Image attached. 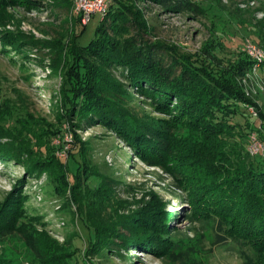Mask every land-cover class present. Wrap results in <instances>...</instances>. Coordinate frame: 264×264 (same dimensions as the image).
<instances>
[{
    "label": "rangeland",
    "instance_id": "obj_1",
    "mask_svg": "<svg viewBox=\"0 0 264 264\" xmlns=\"http://www.w3.org/2000/svg\"><path fill=\"white\" fill-rule=\"evenodd\" d=\"M42 1L37 5L44 6L40 10L20 5L0 11L4 16L0 22V121L5 128L15 129V126L21 128L16 123L20 120L33 136L22 139L15 132L0 136V206L15 200L16 196L25 197L26 201L16 231L0 239V264H36L49 250L42 244L49 246L40 232H46L64 246L74 241L81 249L79 259L82 260L88 248L79 217L82 211L85 216L89 212L95 224L102 223L96 222L101 220L115 225L122 222L124 214L143 212L147 204L156 212L160 205H165L164 210L169 214H162L167 218L165 237L174 236L172 244L164 238V247L154 253L135 245L127 248L123 245L112 255L86 256V253V260L90 259L91 264H244V255L236 247L215 242L213 226L198 220L205 215L203 208H192L190 192L176 176L146 164L111 129L88 124L89 120L82 117L72 119L65 113L69 111L64 85L68 53L64 48L69 49L82 26L78 25L73 0ZM141 6L152 28V34L145 38L165 45L171 54L191 57L222 42L224 47L222 51L217 50L218 55L233 56L240 50L244 52L246 40L264 53V0H145ZM55 11H58L56 15ZM102 16L101 12L93 16L82 41L87 43L93 38ZM13 39L19 42L12 43ZM206 56L212 59L209 54ZM211 61L221 65L215 59ZM235 80L255 105L246 109L249 117L261 119L264 56L260 61H253L251 69ZM133 94V110L143 120L166 117L154 109L151 99ZM62 114H68L64 124L59 119ZM35 120L39 125L34 124ZM49 124L60 128L61 133H52ZM185 134L187 138L192 136L190 132ZM76 142L83 147L81 155L87 167L79 166L72 159ZM44 146L49 147L48 153L53 147L54 154L37 152L39 147L45 151ZM245 151L253 157H264V142L257 133L249 135ZM246 160L247 154L240 153L237 162L245 164ZM35 161L37 167L31 174L26 166ZM82 169L89 173L84 178ZM72 174L78 185L63 184L64 196L56 195L54 184H60V177L67 179ZM98 178H105V183L100 184ZM89 186L107 189L103 198L87 196L90 209L81 205L77 197L85 195ZM154 204L159 206L153 209Z\"/></svg>",
    "mask_w": 264,
    "mask_h": 264
},
{
    "label": "trees",
    "instance_id": "obj_2",
    "mask_svg": "<svg viewBox=\"0 0 264 264\" xmlns=\"http://www.w3.org/2000/svg\"><path fill=\"white\" fill-rule=\"evenodd\" d=\"M142 2L145 0L108 2L100 25L87 43L82 41L87 25L77 16L82 30L69 49L64 48L68 53L64 85L68 91L66 110L69 111L65 113L72 119L82 117L90 121L88 124L92 122L111 129L146 164L161 167L176 176L190 192L192 208H203L205 219L198 220L213 226L215 242L236 247L244 255V264H264V157H253L245 151L251 133H257L264 142V115L260 114L259 120L249 117L246 109L255 105L235 80L251 69L253 61L241 50L233 56L220 57L217 52L222 51V42L214 43L203 55L171 54L165 45L145 38L152 34V28L144 18ZM41 3L42 0H0V11L20 5L40 10L44 8L37 6ZM2 21L4 16L0 15ZM14 41L19 42V39H13L12 43ZM213 59L220 62L221 67L215 65ZM134 92L151 99L154 109L167 118L143 120L132 107ZM62 115L59 119L64 124L68 114ZM17 122L21 128L8 129L0 121V136L15 132L22 139L32 138L23 122ZM34 124L39 125V122L35 120ZM49 126L52 133L62 131L53 124ZM187 132L192 136L185 137ZM44 147L45 151L39 147L37 152L54 154L53 147L49 153V147ZM74 150L72 159L79 166L87 167L81 155L82 145L76 142ZM242 150L247 154L245 164L237 162ZM36 162L26 166L29 173H34ZM83 170L84 178L89 173ZM74 175L67 179L60 177V184L54 182L56 195L64 196L63 184L78 185ZM98 179L100 184L105 183V178ZM106 191V188L89 186L85 195L77 196L78 201L90 209L87 196L103 198ZM25 202V197L16 196L15 200L0 206V239L16 231ZM156 206L159 205L154 204L153 209ZM164 206L160 205L156 212L147 204L143 212L124 214L122 222L115 225L101 220L96 222L102 223L95 224L89 212L85 216L82 211L79 217L88 242L86 256H105L123 245L126 248L135 245L154 253L164 247V238L172 244L174 236L165 237L168 235L167 218L162 214H169ZM159 227L165 231L161 232ZM38 234L44 242H49V246L42 243L49 250L36 264H91L90 259L85 258L86 253L84 259H79L81 249L74 241L64 246L46 232Z\"/></svg>",
    "mask_w": 264,
    "mask_h": 264
},
{
    "label": "built area",
    "instance_id": "obj_3",
    "mask_svg": "<svg viewBox=\"0 0 264 264\" xmlns=\"http://www.w3.org/2000/svg\"><path fill=\"white\" fill-rule=\"evenodd\" d=\"M75 13L81 16L83 25H88L93 16L99 12L105 13L109 0H73ZM244 52L254 61L263 59L264 53L250 40L245 41Z\"/></svg>",
    "mask_w": 264,
    "mask_h": 264
}]
</instances>
